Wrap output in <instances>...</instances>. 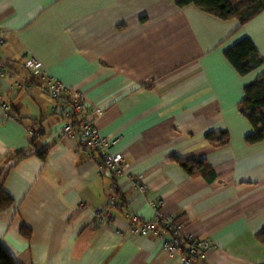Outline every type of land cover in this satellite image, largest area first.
Segmentation results:
<instances>
[{
    "label": "crops",
    "instance_id": "1",
    "mask_svg": "<svg viewBox=\"0 0 264 264\" xmlns=\"http://www.w3.org/2000/svg\"><path fill=\"white\" fill-rule=\"evenodd\" d=\"M0 27V187L15 199L0 243L19 264H183L157 236L131 234L128 215L158 213L212 241L205 264H264V142L246 143L254 129L239 110L264 66L243 77L225 56L250 38L264 58V12L240 27L172 0H0ZM45 77L84 95L86 115L115 142L109 152L128 165L122 176L101 172L80 135L63 136ZM36 124L32 147L46 159L16 163ZM209 131H227L230 143L212 146ZM173 157L205 159L220 178L191 177Z\"/></svg>",
    "mask_w": 264,
    "mask_h": 264
},
{
    "label": "trees",
    "instance_id": "2",
    "mask_svg": "<svg viewBox=\"0 0 264 264\" xmlns=\"http://www.w3.org/2000/svg\"><path fill=\"white\" fill-rule=\"evenodd\" d=\"M172 1H175L180 8L193 5L201 11L222 21L237 20L240 23V27L247 25L264 12V0H236L237 3L233 0ZM225 56L236 71L243 77L264 66V58L259 53L253 40L250 38H245L226 50ZM239 110L240 113L247 118L254 129L251 134L246 136V143L254 145L264 142V73L254 82L245 87V99L241 102ZM37 126L38 125L36 124L31 128H34L40 133V129H36ZM41 134L42 133L31 138V146L29 148L19 149L14 152V160L16 163L34 155H37L42 159H46L48 151L44 150L42 152H38L35 148H33ZM205 138L216 148L227 146L230 143V135L227 131H209L205 134ZM80 144L83 146V142H80ZM96 154L97 151L92 152V157L93 159H98V163L101 165L102 158L99 156L97 157ZM172 159L177 162L191 177L202 176L210 183L215 182L220 178V175L205 159L183 160L176 157H173ZM111 174L114 178H117L116 172H111ZM2 175L3 170L0 169V177ZM114 186H116V183ZM114 194V200L119 205L118 208L125 212L127 203L124 194H122L118 188L115 189ZM14 204L15 199L4 189L3 186H1L0 218L7 210L11 209ZM175 220L180 221L179 218H175ZM21 233L26 239H31L32 232L27 227H22ZM256 238L264 245V228L256 235ZM0 264H19L2 243H0ZM195 264H205V262L197 257L195 259Z\"/></svg>",
    "mask_w": 264,
    "mask_h": 264
},
{
    "label": "built area",
    "instance_id": "3",
    "mask_svg": "<svg viewBox=\"0 0 264 264\" xmlns=\"http://www.w3.org/2000/svg\"><path fill=\"white\" fill-rule=\"evenodd\" d=\"M6 43V37L0 27V50ZM41 63L28 60L26 68L33 72H38L42 67ZM8 74L7 68L0 63V78ZM48 86V94L53 101L52 112L57 114L62 119V134L67 138H74L77 135L81 136L83 142V151L88 156L92 157V152L100 149L105 152L102 154L100 169L101 172H116L117 177L122 176L128 165L121 155H114L109 152V147L114 144V141H109L103 138L94 123L86 115L87 103L84 95L75 90H70L64 83L45 77ZM3 96L0 95V101L3 102ZM4 108H8L7 104L3 103ZM29 136L31 138L38 136L40 133L34 128H30ZM140 188L145 190L146 185H141ZM113 206H117L114 200L111 201ZM97 217H101L102 213L98 211ZM105 221L112 218V213L108 212L105 215ZM130 222V231L132 235L147 237L155 235L164 241L165 249L171 255H178L183 264H195V259L201 258L207 251L212 248V241L208 238H199L195 234L185 232L181 221H176L174 217H163L158 213L154 220L142 221L138 217L128 215Z\"/></svg>",
    "mask_w": 264,
    "mask_h": 264
},
{
    "label": "rangeland",
    "instance_id": "4",
    "mask_svg": "<svg viewBox=\"0 0 264 264\" xmlns=\"http://www.w3.org/2000/svg\"><path fill=\"white\" fill-rule=\"evenodd\" d=\"M235 3H237V1L236 0H233Z\"/></svg>",
    "mask_w": 264,
    "mask_h": 264
}]
</instances>
